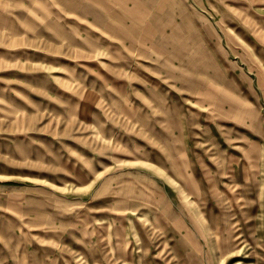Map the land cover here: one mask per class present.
<instances>
[{"label":"rangeland","instance_id":"obj_1","mask_svg":"<svg viewBox=\"0 0 264 264\" xmlns=\"http://www.w3.org/2000/svg\"><path fill=\"white\" fill-rule=\"evenodd\" d=\"M0 264H264V0H0Z\"/></svg>","mask_w":264,"mask_h":264},{"label":"crops","instance_id":"obj_2","mask_svg":"<svg viewBox=\"0 0 264 264\" xmlns=\"http://www.w3.org/2000/svg\"><path fill=\"white\" fill-rule=\"evenodd\" d=\"M176 208L174 207L173 209H171L169 206H168V208H167V210H169V213H170V211H173V210H175ZM177 210V209H176ZM182 218L184 219V217L182 216Z\"/></svg>","mask_w":264,"mask_h":264},{"label":"bare ground","instance_id":"obj_3","mask_svg":"<svg viewBox=\"0 0 264 264\" xmlns=\"http://www.w3.org/2000/svg\"><path fill=\"white\" fill-rule=\"evenodd\" d=\"M56 3V2H55Z\"/></svg>","mask_w":264,"mask_h":264}]
</instances>
